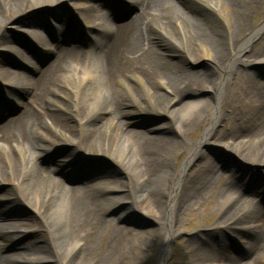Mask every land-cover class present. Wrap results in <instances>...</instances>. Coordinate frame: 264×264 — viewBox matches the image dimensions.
I'll list each match as a JSON object with an SVG mask.
<instances>
[{
    "label": "bare ground",
    "instance_id": "bare-ground-1",
    "mask_svg": "<svg viewBox=\"0 0 264 264\" xmlns=\"http://www.w3.org/2000/svg\"><path fill=\"white\" fill-rule=\"evenodd\" d=\"M77 1L0 0V44L34 74L0 61L5 95L22 87L28 96L0 126V264H143L154 242L167 247L183 234L179 224L214 202V226L188 234L180 261L162 264H264V190H252L256 200L237 186L257 169L264 175V0H126L136 15L122 25L106 7ZM67 4L88 33L84 46L60 45L64 22L51 21L55 43L40 28L47 7ZM5 27L48 65L35 67ZM148 114L164 122L134 130ZM201 122L200 137L186 143ZM211 143L238 161L216 162ZM58 146L64 155L42 164ZM70 157L78 163L66 167ZM74 171L87 180L69 185ZM113 210L121 212L106 218ZM137 213L166 230L119 224ZM229 236L243 257L228 252ZM14 241L16 251L5 252Z\"/></svg>",
    "mask_w": 264,
    "mask_h": 264
},
{
    "label": "rangeland",
    "instance_id": "rangeland-1",
    "mask_svg": "<svg viewBox=\"0 0 264 264\" xmlns=\"http://www.w3.org/2000/svg\"><path fill=\"white\" fill-rule=\"evenodd\" d=\"M179 5L184 4L185 2L189 3L186 0H174ZM86 3L85 5L92 4L94 6H98L99 8H105L106 10H111V23L113 25H122L133 19L136 15V10L130 8V3L126 0H78L76 3ZM110 8V9H109ZM110 11V12H111ZM41 30L43 33L50 38V40L55 43L56 39H54L55 32L52 29V22H64L67 25V32H64L63 39H61L60 45L62 47H71L72 45L76 46H84L88 37V33L85 31L84 26L76 19V15L69 4L60 7L49 6L46 10L43 11L41 15ZM63 18H65L63 20ZM60 24V23H59ZM22 25V24H20ZM4 33L10 40L11 44L20 48L33 62V65L38 68H43L48 65V61H41L39 59V54L34 51L32 43L26 39L21 31H19L15 27H5ZM165 38V37H164ZM161 38V41L166 40L167 38ZM168 40V39H167ZM168 42V41H167ZM5 43L0 44V61L2 66L8 68L11 71H20L25 76L33 77V69L26 64H24L18 57L11 54L8 50L9 45H4ZM5 48V49H4ZM188 67L191 70H199L200 64L198 63H188ZM261 72H264V67H261ZM12 94V98L7 97L3 92L2 86H0V126L4 125L6 121L11 118H15L18 116L20 112V107H18L19 103H26L28 101V96L25 93V90L22 87H14V90L10 91ZM201 96L204 98L208 97V92L201 93ZM140 118L133 122L132 128L136 131L147 132L152 130V128L160 125L164 122L163 118L157 116L155 114H148L141 116ZM101 120H98L99 122ZM203 129V123H199L191 132L190 137H186L185 142L188 143L191 138L192 142H195L201 135ZM170 132V131H169ZM169 132L163 134H169ZM157 134V133H152ZM72 148V146H71ZM207 155L215 160L218 163H222L223 165H227L230 162H234L236 156L233 153H230L226 149L211 143L206 149ZM64 153L59 151L58 147H51L50 151H48V156L43 159L42 164H48L54 159L60 158ZM185 155L173 157L172 161L174 162V167L176 169H180L182 164L184 163ZM240 162V161H239ZM242 163V162H241ZM109 164L110 171L113 174H116L117 171L114 167H112L111 163ZM107 164V165H108ZM224 176L227 177V173H224ZM179 177V172L176 174V178ZM87 180V177L82 174V172L74 171L73 174L67 180V183L71 186H78L84 183ZM237 186L240 187L243 194L249 195L250 197L256 198L253 196L252 190L254 188H262L264 190V175L261 170L257 169L250 181L240 180L237 183ZM4 193V186L0 184V199H2L1 195ZM259 206L264 208V200H259ZM217 209V202L212 204H206L195 217H191L185 224H179L180 230L183 234L178 237H174L167 247L164 246V243L154 242L145 252L146 258L144 259L143 264H162L163 262L174 261L177 263L181 259V250L183 249L184 242L187 239L188 234L193 233L196 230L204 229V228H212L214 226V215ZM28 208H22L20 215L28 216ZM121 211L113 210L106 215V218H114ZM212 214V215H211ZM120 225L131 228L133 230H137L142 232L143 234L149 230H154L161 228L163 231L166 230V226L163 223L155 224L150 218L145 217L141 214H127L121 222ZM18 233V232H17ZM8 253H14L16 251V242H12L8 245ZM226 247L228 252L235 257H243V249L241 245L238 243L236 239L233 237H228L226 240ZM98 251V250H97ZM96 253V250L94 251ZM247 259V258H246Z\"/></svg>",
    "mask_w": 264,
    "mask_h": 264
},
{
    "label": "snow or ice",
    "instance_id": "snow-or-ice-1",
    "mask_svg": "<svg viewBox=\"0 0 264 264\" xmlns=\"http://www.w3.org/2000/svg\"><path fill=\"white\" fill-rule=\"evenodd\" d=\"M65 166L66 167H72L75 166L78 162L74 159V158H69L68 160H66L65 162Z\"/></svg>",
    "mask_w": 264,
    "mask_h": 264
}]
</instances>
